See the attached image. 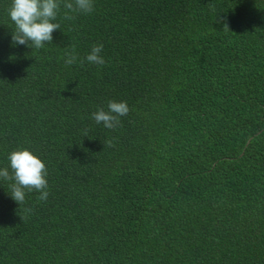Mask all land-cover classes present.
<instances>
[{
    "label": "trees",
    "instance_id": "1",
    "mask_svg": "<svg viewBox=\"0 0 264 264\" xmlns=\"http://www.w3.org/2000/svg\"><path fill=\"white\" fill-rule=\"evenodd\" d=\"M11 3L0 168L29 148L49 196L19 205L0 178V264H264V0H94L71 20L61 0L42 49L12 43ZM109 100L129 106L115 129L92 119Z\"/></svg>",
    "mask_w": 264,
    "mask_h": 264
},
{
    "label": "clouds",
    "instance_id": "2",
    "mask_svg": "<svg viewBox=\"0 0 264 264\" xmlns=\"http://www.w3.org/2000/svg\"><path fill=\"white\" fill-rule=\"evenodd\" d=\"M60 7L61 0H12L8 9L9 17L15 25L12 31V43L27 45L32 49H42L45 44L52 43L53 32L60 29V23L57 22ZM63 7L68 10L64 18L71 20L75 17L69 13H91L94 10V0H64ZM216 22H222L223 28L229 29L224 18L217 17ZM102 51V43L94 44L85 60L89 64L104 65L106 61L101 54ZM65 56L66 65H72L78 59L74 48ZM83 63L82 60L81 64ZM128 112L129 106L126 101L109 100L107 110L98 108L92 113V119L97 124L102 123L107 129H115L121 124L120 118L126 116ZM85 136H87L86 131ZM108 144L112 146V141L109 140ZM8 161V167L0 168V178L11 182L9 185L11 198L21 205L25 202L26 192L35 190L40 193L38 199L46 201L49 196L48 171L44 161L26 147L11 151L8 154ZM25 211L30 212L31 209Z\"/></svg>",
    "mask_w": 264,
    "mask_h": 264
}]
</instances>
